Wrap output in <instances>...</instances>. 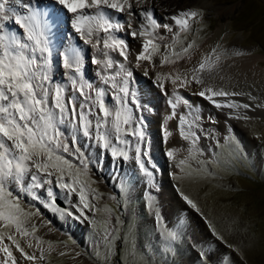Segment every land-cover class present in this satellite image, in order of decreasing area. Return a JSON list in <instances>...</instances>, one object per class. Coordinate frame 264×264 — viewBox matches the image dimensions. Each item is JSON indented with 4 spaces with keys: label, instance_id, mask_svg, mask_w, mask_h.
I'll list each match as a JSON object with an SVG mask.
<instances>
[{
    "label": "snow or ice",
    "instance_id": "1",
    "mask_svg": "<svg viewBox=\"0 0 264 264\" xmlns=\"http://www.w3.org/2000/svg\"><path fill=\"white\" fill-rule=\"evenodd\" d=\"M134 5L148 7L137 13ZM124 14L129 17L127 22L122 19ZM132 17H138L139 28H133ZM203 18L202 10L184 9L168 17L172 23H164L149 0H0V264H19L16 253L24 261L39 264L46 260L44 245L52 248V242L36 235L39 225L33 217L41 213L28 199L61 216L87 220L94 230L96 254H103L106 264L116 254L117 241H121L122 252L147 257L142 264H151L149 248L127 231L121 234L120 215L107 205L99 207L103 193L93 187L97 183L92 178L93 169L103 171L106 158L112 165L119 162L121 167L133 162L147 186H154L156 166L150 155L146 117L140 114L145 108L134 87L133 69L145 61L155 68L153 60L157 55L160 67L191 61L198 46L195 37L189 40L188 36ZM61 24L67 40L58 45L55 38ZM160 29L171 36L163 51L157 43L166 38L157 34ZM122 32L133 40H142L134 64L129 59V41L120 35ZM222 41L223 37L182 71L155 76L154 83L166 97L170 110L163 121L162 140L167 143L172 135L168 121L177 119L179 135L187 144L183 149L187 154L182 159H177V149L164 153L178 170L172 175L176 181L194 178L193 174L214 177L210 166H224L220 155L226 146L230 152L235 147L231 158L242 152L233 129L227 127L221 141L214 130L204 126L205 120L217 123L215 117H205L202 105L183 96L180 89L195 87L192 95L219 111L228 109V119L247 121L251 117L246 111L264 109V102L255 103L258 98L251 92L235 91V86L224 83L228 50ZM84 46H90L92 51ZM232 54L240 56L243 52L236 50ZM86 62L96 68L94 78L86 76ZM148 71L144 67L145 76ZM166 82L171 84V92L166 90ZM243 95L253 103L234 99ZM181 106L184 111L178 112ZM201 139L213 143L202 147ZM120 190L126 194L127 184L122 183ZM175 190L188 208L205 221L212 236L233 248L179 184ZM61 195L70 207L57 203ZM145 209L153 216L159 237L155 244L160 247L151 240L148 245L153 252L171 253L175 242L182 238L180 232L168 226L155 198L147 191ZM98 212L102 220L96 218ZM204 243L195 242L199 264H213V254ZM220 264H230L229 257L225 255Z\"/></svg>",
    "mask_w": 264,
    "mask_h": 264
},
{
    "label": "rangeland",
    "instance_id": "2",
    "mask_svg": "<svg viewBox=\"0 0 264 264\" xmlns=\"http://www.w3.org/2000/svg\"><path fill=\"white\" fill-rule=\"evenodd\" d=\"M209 3L208 6L199 5L194 8V10L199 9L204 13L202 24L194 25L193 33L188 36L189 40L194 37L196 39L198 47L194 51L202 47L217 28L224 26L230 41H237V45L241 49L250 50L254 55L264 56V0H209ZM222 8H232V11L228 15H221L217 10ZM123 17L129 19L127 14H124ZM60 31L63 33L62 24ZM157 34L166 37L157 41L163 51V45L170 43L171 36L166 30L165 32L158 30ZM56 37L58 45L67 40L64 34L60 37L57 34ZM84 47L87 51H92L90 46ZM225 49L228 50L225 59L234 58L232 50ZM112 55L116 59H120L118 54L113 53ZM129 59L134 64L135 58L130 55ZM153 62L156 65L153 68L156 69V74L168 65L160 67L159 55L155 56ZM88 65L86 62L85 69ZM129 66L132 67V65ZM146 66H149L148 62H142V66L134 71V87L138 90L139 98L145 108L140 114L146 117L145 128L151 149L150 155L152 163L156 166L154 186L151 188L147 186L145 178L133 162H125L121 167L119 162L112 165L111 161L106 158L103 171L97 172L93 169L92 178L97 180L93 187L103 193L99 207L107 205L120 215L123 221L121 234L124 235L127 231L128 234L134 235L138 243L148 247L151 264H199L197 255L199 249L195 244L197 241L206 242L203 246L212 252L213 264H220V260L225 255L229 257L230 264H264V117H257L260 109L246 111L245 114L251 119L244 120L241 124L237 123L236 129L230 126L240 143L242 152L236 158H231L235 147L233 146L230 152L226 146L220 155L224 166H210L215 173L214 177H195L193 174L194 178L185 177L176 181L172 179V175L178 170L164 153L170 148L177 149V159H182L187 154L183 150L187 144L181 139L178 129L168 126L172 135L168 138L167 143L163 142L162 126L165 117L162 106L166 97L155 85V78L150 82L145 80L144 67ZM261 66H264V63ZM90 68L92 70H89L93 73L92 78H94L96 68L93 66ZM57 79L60 77L58 76ZM180 90L183 96L192 101L189 89ZM250 92L256 94L257 91L251 89ZM149 96L153 99L152 102L146 101ZM235 100L241 102L240 98ZM212 109L215 112L212 116L215 117L217 123L211 124L205 120L204 126L208 130H214L218 138L223 141V137L227 135L225 127H229V125L221 126L219 122V115L224 110L219 111L213 107ZM226 111L229 110L225 109ZM207 116L205 115V117ZM230 120L238 122V119ZM210 143L213 141L206 139L200 141L202 147H206ZM122 183L128 186L126 194L121 193L120 185ZM177 184L197 202L204 215L224 237L227 244L236 249L235 251L212 236L200 215L188 208L180 199L175 190ZM135 187L136 190H134ZM146 191L155 198L156 207L162 211L168 226L176 228L181 234L182 238L175 242L171 253L153 252L151 246L148 245V241L151 240L153 245L157 248L160 247L155 244L159 237L156 235L153 216L145 209ZM109 196H115L116 200L109 199ZM72 200L75 201L76 196H73ZM27 202L33 204L41 213L40 216L33 217L34 222L39 225L40 220L46 221V225H39L36 235L44 241L52 242V245H63L69 249L65 255L47 254L46 260L39 264H84L85 262L106 264L103 254L100 256L96 254L93 244L94 230L87 220L61 216L37 201L28 199ZM57 203L62 207H70L63 195L58 198ZM88 214L92 215V213ZM96 218L102 220L103 216L98 212ZM181 220L183 223H180ZM113 223H115L114 219ZM97 227L100 228L101 225H97ZM46 229L51 231V234H48L49 237L55 235L57 239L48 238L47 233L49 232H45ZM21 244L25 246L23 240H21ZM16 255L19 264H31V262L20 258L18 253ZM145 259L147 257H138L135 254L129 255L127 252H122L121 241H117L116 254L110 257L108 264H142Z\"/></svg>",
    "mask_w": 264,
    "mask_h": 264
},
{
    "label": "bare ground",
    "instance_id": "3",
    "mask_svg": "<svg viewBox=\"0 0 264 264\" xmlns=\"http://www.w3.org/2000/svg\"><path fill=\"white\" fill-rule=\"evenodd\" d=\"M45 2H47V0H45ZM149 2L150 4L154 5V10L156 12L157 17L161 18L164 23H172L170 20H168V17L181 10L184 9L194 10L195 6H199V5L208 6L210 4L209 0H190L189 2L188 0H149ZM143 7H148V5H140V6L134 5V11L139 13ZM217 11L221 15H228L232 11V8L231 9L222 8V9H218ZM122 19L123 21L127 22L126 18L122 17ZM131 19L133 21V27L138 28L139 27L138 17H132ZM160 31L165 32L164 29H160ZM58 35L59 37L63 35L62 31H60ZM120 35L125 36V38L129 41L131 56L135 58V53L140 49L142 40L139 37L133 40L131 37L127 36L126 33L123 32L120 33ZM221 37H223L222 43L225 48H229L230 50H232V52L236 50H240L243 52V55L240 56L234 55V58L224 59V73H223L225 75L224 83L228 84L229 87L235 86L233 89L235 91H243L245 93L250 92L251 89H255L257 91L256 94L254 93L252 94L253 96H256L258 98L257 101H255V103L264 102V66H261V64L264 63V56L254 55L250 50L241 49L237 45V41H230V38L226 35V29L224 26L217 28L216 31L213 33V35L208 39V41L197 51H194L191 61L181 60L179 63L168 64L163 67V70L161 69L162 71H160V73H169L176 70L182 71L185 67H189L191 63L198 60L203 53L210 51L211 48L214 47L218 41H220ZM146 67L149 68V71H148V75L145 76L146 77L145 80L150 82V80L152 81L155 78L154 75L156 74V69H153L150 66H146ZM91 68L90 65H88L85 69L86 76L90 78H92L93 76V73L89 70ZM133 70L137 71L136 68H134ZM229 77L231 78L230 80L228 79ZM216 83H220V81L217 80ZM165 88L168 92H171L172 90L171 84L167 82L165 84ZM196 90L197 89L195 87L188 90L190 93L189 96L191 97L192 101L195 102L196 104L202 105V109H203L202 114L204 116L209 114L211 115L214 114L215 113L214 109H212V107L207 102L201 100V98L197 96L192 95V93ZM237 98H240V101L243 103H253L252 101L249 100L247 95L235 97L234 99ZM147 100L148 102L153 101V99H151L150 96L149 99H146V101ZM163 101L164 102L162 106V112H163V116L165 117L166 114L170 112V110L168 109V106L166 104V99ZM259 109L260 112L257 114V117L259 118L264 117V109L261 108ZM183 111L184 108L181 106L178 109V112H183ZM227 112L228 111L225 112L224 109V112L219 115L221 120V121L219 120L220 125L224 127L229 125L231 127H235L236 129L237 123L241 124V122L244 120H237L238 122L231 121L230 119L228 120V117L226 115ZM177 123L178 120L173 119L171 121H168L167 126L172 129H177ZM134 190H136V187L134 188ZM38 223L40 226L46 225V221L43 219L40 220ZM45 232H49L47 233L48 238L54 240L57 239V236L55 235L54 236L50 235L49 237L48 234H51L50 229H46ZM44 247L46 249V255L50 253L55 255H61L62 252L63 253L69 252V249L67 247H64L63 245L53 244L50 250L48 249L47 245H44ZM84 264H91V263L85 262Z\"/></svg>",
    "mask_w": 264,
    "mask_h": 264
}]
</instances>
